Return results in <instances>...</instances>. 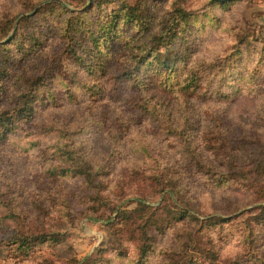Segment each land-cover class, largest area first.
<instances>
[{"label": "rangeland", "instance_id": "374dc122", "mask_svg": "<svg viewBox=\"0 0 264 264\" xmlns=\"http://www.w3.org/2000/svg\"><path fill=\"white\" fill-rule=\"evenodd\" d=\"M53 1L0 0V41L19 26L23 32L38 31L42 42L36 52L18 55L10 63L0 110L9 106L5 97L18 92L25 78L52 76L54 92L61 97L59 106L39 109L28 131L20 127L0 143V191L6 190L7 179L26 180L22 203H27L32 216L22 230L33 235L54 233L58 240L23 256L0 238V264H71L89 257L100 259L97 264H133L143 243L145 216L134 213L117 219L116 215L140 202L153 208L162 205L152 218L159 224L147 226L152 245L149 264H193L187 259L190 255L194 264H225L240 254L244 247L240 223L200 225L210 216L254 215L264 205V0H58L69 12L59 10ZM123 3L140 9L149 31L135 35L124 25L110 29L111 36L120 35L109 63L110 76L152 45L150 36L171 25L173 11L178 18L179 8L190 13L171 41L172 54L183 58L177 63L178 76L198 81L197 88L188 91L182 112H155L156 121L148 113L133 116L130 97L94 102L83 86L78 87V100H69L64 83L70 81L71 88L78 81L89 84L90 75L66 52L65 20L82 19L79 40L85 41L88 55L91 31L99 34V25L109 24ZM78 12L84 15L77 16ZM109 75L100 72L97 77L106 80ZM92 117L99 122L91 123ZM59 148L66 150L65 164L53 154ZM193 158L208 161L230 180H240L217 187L187 164ZM154 161L165 165L163 170L171 167L168 176L181 175L170 196L145 177ZM55 163L87 171L90 165L97 175L90 182L78 174L52 175L49 169ZM186 205L189 214L174 222L178 215L174 213ZM8 225L22 227L15 222ZM262 225L255 223L258 234ZM211 244L218 258L215 263L205 252ZM257 245L264 247V238Z\"/></svg>", "mask_w": 264, "mask_h": 264}, {"label": "trees", "instance_id": "16d2710c", "mask_svg": "<svg viewBox=\"0 0 264 264\" xmlns=\"http://www.w3.org/2000/svg\"><path fill=\"white\" fill-rule=\"evenodd\" d=\"M106 1V0H105ZM52 5H57L59 10L65 7L60 4L58 0L50 2ZM66 11V9H64ZM86 9L83 10L85 14ZM180 12L179 18L176 14L172 13L169 17L171 25L165 27L158 34L150 36L152 45L145 47L139 55H134V60L131 65L124 67L122 71L116 75H109L110 61L115 48V40L118 35H110V29L113 31L119 25L127 27V31L133 29V34H140L143 31H149V23L147 18L141 14L140 9L137 6H130L123 3L116 15L112 17L109 24H100L97 30L99 34H95V31H91L90 46L91 54L86 55V47L83 46V42L79 40V27L82 19L75 16L69 17L65 20L63 28V36L65 39V49L69 58L72 59L74 64L80 66L81 70H85L89 73V84H82V81H78L77 87L71 88L70 81L65 82V90L69 93V100H78L80 90L78 87L83 86L86 92L89 94V100H104L101 98L108 97L113 102L114 98L121 95L124 97H130L131 107L135 110L133 116H140L143 113H148L154 120H157L155 112H182L186 104V98L188 91L197 88V80L194 77L180 78L178 76L179 67L178 62L182 61V57H178L176 53L172 54L171 41L173 40V34L180 27H183L182 23H187L190 13L186 12L182 8L177 9ZM69 12V11H66ZM82 12H78L77 16L84 15ZM120 28V26H119ZM40 33L33 31L28 33L23 32L22 29L17 26L13 34L5 41H0V95L4 87L5 79L8 78V67L14 58L18 55L24 57L27 54L36 52L41 48ZM131 37V36H130ZM85 40V39H84ZM172 54V57H171ZM102 72L104 76L109 75L106 80H101L97 77V74ZM76 74L77 72L74 71ZM46 74V73H42ZM52 76L47 78L45 75L36 77L35 79L25 78L18 92H13L6 96L9 100V106L0 110V143L4 142L6 138L17 131L20 127H25L29 130V124L34 120L35 116L39 112L40 108L47 106H59L61 97L54 92ZM61 80H59L60 82ZM4 98V99H5ZM93 103V102H91ZM105 105V107L108 105ZM124 120V119H123ZM91 123H98L99 121L92 117ZM185 120H183L184 124ZM172 123H174L172 121ZM182 124V125H183ZM123 127V122H120ZM185 151L189 149V142L184 145ZM146 151L145 148H143ZM65 149L59 148L53 151V154H57L58 162L65 164L64 158ZM147 157H151L148 152L144 153ZM187 164L200 171L202 174L212 179L215 186H221L228 184L231 180L239 181V178L229 179V175L221 173L215 170L214 165L204 160L193 158L186 160ZM183 163V162H182ZM67 163V165H57L55 163L52 168L49 169L52 175H60L65 177L67 175L78 174L89 178V182L94 178L97 173L93 172L94 169L89 165V171L84 167H79L74 164ZM103 166V165H102ZM102 166L97 168H102ZM162 163L160 161H154L149 164V172L145 176L147 179L153 181L159 186L161 191L167 193L166 195H172L176 192L179 186V177L181 175L174 176L171 174L168 176L167 172L170 170L167 167L163 170ZM170 166V164L168 165ZM6 190L0 191V238L4 246L15 250L18 255L26 256L29 252L40 244L47 241L56 242L58 239L54 233L42 232L36 235L28 234L23 227L26 228L28 221L32 216V211L23 204L22 201L25 198L24 183L26 180H10L7 179ZM3 186L0 185V190ZM18 202L11 203L7 196ZM3 199L5 201H3ZM164 206V205H163ZM115 209V207L113 208ZM162 209L161 206L153 208L142 202L138 203V206L130 211H119L118 217L124 219L130 214L141 213L145 216L143 219L141 240L143 243L139 246V254L133 264H149V255L152 250V245L149 244L148 231L151 229L147 226L154 224L157 226V222L153 221L154 214ZM179 212L174 213L173 220L181 221L186 218L190 212V207L178 208ZM42 210V208H41ZM247 213H249L247 215ZM245 215V218H244ZM247 215V216H246ZM243 218V219H242ZM9 222H15V224L22 225L21 229L9 226ZM259 222L264 226V205L259 208L258 213L250 215V212L235 216H210L201 221L200 227H220L224 224L234 226V224L240 223L242 230L244 231L241 238V243L244 245L243 251L225 262V264H264V247H258V242L262 237L264 229L258 234L255 229V223ZM146 228V229H145ZM149 229V230H148ZM263 245V243H261ZM214 245H210L205 252L209 254L208 259L215 263L217 261L216 251L213 249ZM188 261L195 263V259L192 255L188 258ZM100 259L85 258L82 262L73 260L71 264H97ZM109 261V260H108Z\"/></svg>", "mask_w": 264, "mask_h": 264}]
</instances>
